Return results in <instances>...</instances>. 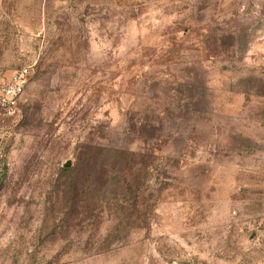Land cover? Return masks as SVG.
<instances>
[{"label":"rangeland","instance_id":"obj_1","mask_svg":"<svg viewBox=\"0 0 264 264\" xmlns=\"http://www.w3.org/2000/svg\"><path fill=\"white\" fill-rule=\"evenodd\" d=\"M0 264H264V0H0Z\"/></svg>","mask_w":264,"mask_h":264},{"label":"built area","instance_id":"obj_2","mask_svg":"<svg viewBox=\"0 0 264 264\" xmlns=\"http://www.w3.org/2000/svg\"><path fill=\"white\" fill-rule=\"evenodd\" d=\"M31 76V68L24 67L17 71L9 83L2 88L0 92V113L3 116H14Z\"/></svg>","mask_w":264,"mask_h":264}]
</instances>
